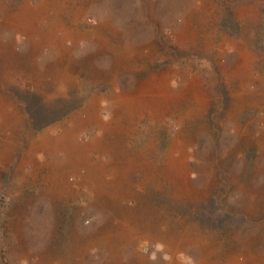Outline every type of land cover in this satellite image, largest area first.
<instances>
[{"label":"rangeland","instance_id":"374dc122","mask_svg":"<svg viewBox=\"0 0 264 264\" xmlns=\"http://www.w3.org/2000/svg\"><path fill=\"white\" fill-rule=\"evenodd\" d=\"M0 264H264V0H0Z\"/></svg>","mask_w":264,"mask_h":264},{"label":"bare ground","instance_id":"6f19581e","mask_svg":"<svg viewBox=\"0 0 264 264\" xmlns=\"http://www.w3.org/2000/svg\"><path fill=\"white\" fill-rule=\"evenodd\" d=\"M163 81H164V80H163ZM161 84H162V83H161ZM162 90H163V88H162ZM162 90H161V91H162ZM164 90H165V89H164ZM165 91H166V90H165ZM165 94H166V93H165ZM72 136H73V135H72ZM178 170H179V169H178ZM94 172H95V171H94ZM90 173H91V172H90Z\"/></svg>","mask_w":264,"mask_h":264}]
</instances>
